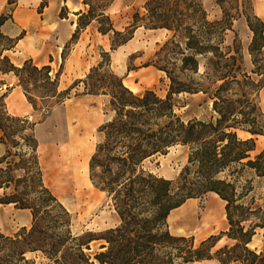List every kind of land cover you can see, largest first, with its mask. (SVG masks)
<instances>
[{
    "label": "trees",
    "instance_id": "1",
    "mask_svg": "<svg viewBox=\"0 0 264 264\" xmlns=\"http://www.w3.org/2000/svg\"><path fill=\"white\" fill-rule=\"evenodd\" d=\"M16 1L7 0V4ZM112 1L82 0L85 8L74 12L75 30L67 43L93 20L100 33L111 32L112 49L126 43L140 24L167 30L170 35L151 59L169 79L164 97L150 88L136 93L125 86L111 70L106 51V58L84 79L59 89V72L52 76L50 65L38 66L31 58L16 65L3 53L16 40L1 30L11 10L0 14V44L5 42L0 48V72L17 77L33 110L41 103L49 111L53 99L54 104L62 103L80 82L84 88L75 95L109 96L113 114L98 128L103 138L90 157L89 178L106 193L117 218L103 231H72V213L41 181L35 122L9 113L2 101L6 93L2 94L0 144L9 147L0 152V203L29 210L31 223L12 235L0 231V264H35L27 257L33 252H40L45 264H193L204 259L219 264H264V248L250 245L255 234L261 232L264 238V205H256L250 194L251 178L240 183L245 169L264 177V147L252 155L255 136L264 135V118L259 119L257 111L258 91L264 84V21L254 13L244 14L252 31L248 45L252 68L248 71L240 43L236 39L226 43L227 30L241 13L227 10L225 0H216L222 14L215 19L209 18L203 0H146L145 13H135L122 31L112 26L106 13ZM47 4L48 0H41L40 11ZM201 59L204 70L196 78ZM63 62L64 55L60 67ZM184 91L208 93L215 117L182 119L175 112L174 95ZM238 130L250 135L241 137ZM174 145L187 148V161L178 177L169 179L147 163ZM20 169L23 173L13 172ZM207 192L225 202L227 227L198 242L193 235L173 234L170 212ZM222 237L228 242L216 247ZM95 240L100 242L97 250L87 252Z\"/></svg>",
    "mask_w": 264,
    "mask_h": 264
},
{
    "label": "rangeland",
    "instance_id": "2",
    "mask_svg": "<svg viewBox=\"0 0 264 264\" xmlns=\"http://www.w3.org/2000/svg\"><path fill=\"white\" fill-rule=\"evenodd\" d=\"M40 1L17 0L16 5L23 11L21 16L22 27L19 35H10L3 26L1 27L2 32L13 38V40L17 41L18 37L23 36L31 39L28 44L21 42L18 46L14 44L11 49L4 50L3 53L8 55L14 64L21 65L28 58H31L38 66L48 64L51 67L52 76L59 72V89H65L74 80L84 79L93 66L106 58L104 54V51H106L109 54L107 57L110 60L111 70L121 77L123 84H126L125 86L133 92L139 93L150 88L162 97L167 94L169 88L168 77L165 72L151 64L155 50L170 35L167 30L148 28L140 24L135 28L132 37L126 43L112 49L111 32L107 34L100 33L97 30L98 22L93 20L81 31L77 39L67 43L75 30V27H71V22L76 21L77 18L74 10L68 3H65L66 0H48L47 6L40 11ZM145 2L146 0H113L106 10L112 26L117 30H124L126 26L132 23L135 13L139 15L145 13ZM203 5L210 19L221 16L222 8L216 0H203ZM223 6L232 13L236 10L241 13L240 16L234 19L232 29L227 30L226 43L232 44L235 39L240 43L245 67L249 71L252 64L250 55L247 53L252 34L248 36L244 32L245 24H247L244 14L254 13L264 21V0H242L239 3L236 0H225ZM84 8L85 6L82 5L79 9ZM12 10V6H10L5 12L8 14ZM2 44L5 45V42H2ZM2 44H0V48L3 47ZM65 44H67L66 47H64ZM37 55L38 57H36ZM62 55H64L65 62L60 67ZM204 61L203 59L200 60L198 72L193 75L194 77L201 76L204 70ZM252 76L257 81L260 79L259 76ZM17 82V77L12 72H0V96L7 93L11 86ZM83 88L84 84L80 82L71 90L70 96L62 103L54 104L53 99L49 111H46L47 109L45 110L42 104L39 103L38 110L35 111L31 108L28 115L23 116L35 122V134L38 141L40 143L47 142L50 155L44 159L45 161L50 160L53 168L57 170L65 166L77 169L70 183H64L63 187H59V193L46 186L41 176L43 185L72 213L71 229L74 233H80L83 230L103 231L112 226L116 219L115 211L106 193L96 188L89 178L90 157L96 144L103 138V133L99 132L98 128L111 118L113 111L109 106L108 95H75L76 92H81ZM263 89L264 84L258 91L257 96L259 119L264 118V103L261 101V91ZM2 99L6 105L5 98ZM174 101L176 104L175 112L184 120L192 118L210 120L216 115L212 108L213 99L208 93L184 91L175 94ZM72 110L74 111L72 112ZM45 112L46 116L44 115ZM43 116L45 117L43 118ZM239 131L242 130L237 132ZM247 133L245 132V134ZM39 135L44 138L43 141L40 140ZM255 137L256 148L252 155L264 147V135H256ZM260 137L263 139L260 143H257ZM7 145H9V142ZM6 147L9 146L0 144V152H3ZM14 149L11 148V151H14ZM65 151L68 153L67 160L64 159L63 152ZM40 156L39 153V163L42 171ZM63 159L65 160L64 163ZM186 161L187 148L174 145L165 154L155 156L147 164L156 174L175 179ZM13 172L20 174L23 173V170H14ZM245 177L252 179L253 190L250 194L255 196V204L264 205V177L256 176L251 169H245L242 172L240 183L244 182ZM1 192L2 189L0 194ZM224 204L225 202L213 192L189 198L170 212L168 218L169 228L173 234L193 235L196 242L211 234H218L227 227ZM19 212L20 210L15 209L12 204L0 203L1 232L12 235L21 226L29 227L31 220L22 225V220L18 215ZM263 240L259 232L253 237L250 245L251 247L260 248L263 245ZM227 242L228 240L222 237L217 242L216 247ZM99 243L97 240L92 241L90 248L86 251L94 253ZM27 257L33 258L35 264H45L47 261L40 252L28 253ZM193 264L216 263L203 260Z\"/></svg>",
    "mask_w": 264,
    "mask_h": 264
},
{
    "label": "crops",
    "instance_id": "3",
    "mask_svg": "<svg viewBox=\"0 0 264 264\" xmlns=\"http://www.w3.org/2000/svg\"><path fill=\"white\" fill-rule=\"evenodd\" d=\"M68 1H74V2L77 1V2L81 3L79 8H81V6L84 5L82 3V0L81 1H79V0H66L65 3H67ZM16 3H17V1H16ZM16 3L13 5H9V4H7V0H0V14L5 12L7 10V8L12 6L13 10H12V12H10L11 13L10 17L4 22V24L2 26L10 35H14V36L19 35V33H20V30L22 27L21 16L23 13L21 8H19L16 5ZM78 10H80V9H77V11ZM74 12H75V10H74ZM30 41H31V39L26 38L25 36L18 37L17 41L15 42V46L20 45L21 42H23L24 44H28ZM64 62H63V65H64ZM83 95H98V94H83ZM103 95H105V94H103ZM4 98L6 100L7 109L11 114H15V115H19V116H26V115H28L30 109L32 108L31 104L28 102V100H27V98L23 92L21 85H19L18 82L11 86L10 90L6 93ZM73 111L74 110H72V112ZM5 205H10V204H5ZM15 209L20 210L18 215L20 216V218L22 220L21 221L22 225L26 224L27 222H29L31 220V214H30L29 210L19 209V208H15ZM116 220H117V218L115 219V222H116ZM260 248L261 249L264 248V240H263V245ZM204 260H212V259H204ZM201 261H203V260H201ZM195 262H200V261H195ZM195 262H193V263H195Z\"/></svg>",
    "mask_w": 264,
    "mask_h": 264
},
{
    "label": "bare ground",
    "instance_id": "4",
    "mask_svg": "<svg viewBox=\"0 0 264 264\" xmlns=\"http://www.w3.org/2000/svg\"><path fill=\"white\" fill-rule=\"evenodd\" d=\"M67 3L71 6V8L73 10L79 9V7L81 5V3L77 2V1L76 2L69 1ZM75 24H76V21H72L71 22V27H75ZM244 32H246V34L248 36L252 34V31L248 28L247 24H245V31ZM36 57H38V55ZM261 97H262L261 101L264 103V89L261 91ZM238 135L241 136V137H247L250 134H248V133L245 134V132L239 131ZM261 136H263V135H261ZM39 138L42 141L44 139L40 135H39ZM262 139L263 138L260 137L259 140H257V143H260L262 141ZM46 143H44V142L40 143L39 142V148H38L39 149V153L41 154L40 162H41V165H42V179H43V182H44V184L46 186L51 187L52 190H54L57 193H59L60 192L59 187H63L64 183L65 184H69L71 178H73V176L76 174V170L77 169L76 168H72V167L69 168V167H66V166L61 168V169H58V170L53 168V166L51 165L50 160H48V161L44 160V159H46V157H49V155H50V149H49V147L47 146ZM63 154L65 155L64 159L67 160V157H66V156H68L67 155L68 154L67 151L63 152ZM64 159H63V163L65 162ZM214 194L217 196L216 193H214ZM168 218H169V216H168ZM257 250H261V248H257ZM210 261H214L216 264H219L214 259H212Z\"/></svg>",
    "mask_w": 264,
    "mask_h": 264
}]
</instances>
